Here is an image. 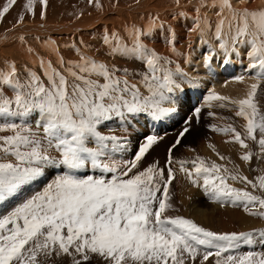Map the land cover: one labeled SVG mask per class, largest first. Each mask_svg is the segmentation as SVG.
Returning a JSON list of instances; mask_svg holds the SVG:
<instances>
[{
    "label": "snow or ice",
    "instance_id": "1",
    "mask_svg": "<svg viewBox=\"0 0 264 264\" xmlns=\"http://www.w3.org/2000/svg\"><path fill=\"white\" fill-rule=\"evenodd\" d=\"M88 2L101 6L99 0ZM17 3L7 0L0 8V20ZM35 3L27 0L23 8L34 13ZM39 3L46 8L48 0ZM202 8L218 9L216 47L227 56L240 55L247 46L246 71L255 72L251 77L255 82L240 99L214 90L208 93L206 102H219L221 108L234 105L235 115L245 122L243 131L231 124L213 126V131L229 134L226 143L239 145L241 161L264 160V7L235 8L233 0H199L189 31L207 43L204 37L211 23L200 15ZM40 15L43 18L44 12ZM24 19L20 14L17 23ZM158 30L169 52L182 55L176 48L175 28L171 24L165 28L158 15H150L144 25H123V35L103 32V55L128 66L88 56L75 43L70 47L78 59L66 61L49 39L44 46L56 57L55 64L28 47L32 67L25 64L18 69L14 62L0 67V207L20 201L0 215V264H264V252L228 254L241 245L264 243V229L217 232L193 219L169 215L175 210L172 165L178 163L188 181L213 202L242 206L248 215L264 219V173L249 179L199 156L190 162L174 161V149L192 130L199 107L167 148L166 168L159 161L143 166L163 137L146 134L132 146V124L175 113L174 94L182 83H193L186 80L179 63L145 42L155 39ZM19 39L24 42L23 36ZM216 54L210 47L202 58L209 73ZM184 63L190 60L185 57ZM234 79L242 83L245 77ZM114 120L124 134L101 131ZM209 148L216 152L214 145ZM188 163L191 168L185 167ZM230 181L244 187H234ZM41 184L40 190L25 195Z\"/></svg>",
    "mask_w": 264,
    "mask_h": 264
},
{
    "label": "bare ground",
    "instance_id": "2",
    "mask_svg": "<svg viewBox=\"0 0 264 264\" xmlns=\"http://www.w3.org/2000/svg\"><path fill=\"white\" fill-rule=\"evenodd\" d=\"M5 1L6 0H0V4H2ZM55 1L58 0H51L47 6H52L53 8L54 5H57V2ZM74 1L75 0H69L68 3L69 8L67 9H72L74 6H77L76 9L78 10L77 13L79 16L85 15L90 12L96 13L94 6L87 7L86 3L88 0H78L79 3H77V5H74L76 4ZM109 1L110 0H99L100 5L102 4L107 11L105 15L101 14L102 19L100 18L95 19L94 17L96 16L87 17L90 20H84L81 21L80 23L77 22L72 25L73 28L76 27L79 29L83 27L92 28L88 32L90 33L89 36H91L92 41H86V43H90L88 44L89 47L85 48L84 46L76 44V46L79 47L82 52H84L88 56H92L98 60H102L105 63L115 62L119 66H128L127 64H125L123 60H116L115 58L107 57L103 55V53L106 51L101 41L103 32L105 31V29L110 31L115 30L123 35V31H122L123 25L125 24L144 25L147 23L150 15L151 16L158 15L160 19L165 23V28H167L168 24H171L175 28L178 36L176 42V48L177 51L180 52L182 55L177 57V56H173L169 52V49L164 40V34L161 33L159 30L155 34V39L146 40L145 42L148 44L149 47L155 48L161 55H168L176 63H179L183 71L187 73L186 80L191 79L193 81V84L184 82L186 88L184 87L185 85L183 83V88L181 87L180 89V91L182 92L180 94V99H178L176 93H175L176 95L174 94L177 111L178 113L179 112L182 113L181 117L175 116V113H173L169 117L163 118L162 120L159 121L154 120V122H159L157 124L153 122L145 123L143 118H141L137 123L138 128L135 127L136 124L134 123L136 122H134L132 126L129 128L130 138L132 140L133 147H135L137 141L142 142L143 136L146 134H156L158 136L163 137V139L158 143V145L155 146L154 149L151 150L150 154L146 157L143 166H147L153 163L154 161H159L160 166L166 168L165 161L167 158V148L172 143L175 142V139L178 136L180 130L184 127L185 119L191 118L193 116L194 109L199 107L201 109L199 117L198 119L193 120L192 130L188 134H186L184 138H182L181 144L178 145L176 149H174L173 159L174 157L183 158L184 156H186L187 158H194L196 154V150H194V147L199 146L200 149L199 151H201L202 155L204 154L208 156V158L210 157L213 160L219 161L220 163H224L225 160L229 164L238 162L242 174L245 176H252V165L250 166L251 163H245L239 159L243 151L242 149H240L239 145L230 143L229 148L223 147L229 138V134L213 131V126L224 127L228 124L233 125L234 127L237 128V130L243 131L242 126L245 122L243 121L242 118L237 117L235 115L234 105L233 106L228 105V107L221 108L219 107V102L213 101L211 102V104L206 102V97L208 93L212 90L226 97H236L237 99H240L243 96H245V94L247 93L249 89V85L255 82L251 79V77L255 74L254 70L251 72L246 71L248 64V58L246 55L247 46H243L240 49V53H241L240 55L229 53L227 56H225V54L216 47L217 41H215L213 37V31L218 19L216 16V11H218V9L202 8L200 10V15L206 16L211 23V30H209L204 37V39L207 40V43H202L198 33L189 31V29H191L194 25V18L197 15L196 7L199 5V0H180L179 4L176 3V0H140L138 3L136 2V0H134L133 2L129 3L128 6L123 8L121 6L120 0H118L116 4L117 6L115 5V2L117 0H112L111 4H108ZM26 3L27 0H19L18 4L14 6V9L12 8L13 10L11 9L12 11L2 21L3 26L1 25L0 30H4L10 28V26H13V24L17 22L18 17L21 13L25 15V19L22 23H17L15 26H22L23 28L18 29L19 30L18 33L12 32L15 29L13 30L11 29L8 35L17 36L19 34L21 36L20 31L26 35L34 32H38L41 35L46 33L55 34L56 30L57 32H60L61 30H66L62 28H47V27L31 28L28 26H23V25H31L34 23H36L37 25L38 22L43 21L40 15L42 11L40 7H42V5L39 3V0H36V3L34 5V13H29L28 16H26L27 15L26 10L23 8V5ZM38 3H39V7H38ZM233 6L235 8L264 7V0H251L249 4L243 3L242 0H233ZM50 9L51 7H48V9H44L45 11L44 17L46 16L50 18L51 16H53L51 15L52 13ZM125 11H128L130 14L128 13L124 14ZM181 12L185 13L186 15L180 16L179 13ZM225 15H227V13H225ZM174 16H176L177 18L173 19ZM49 18L46 22L54 24L53 23L54 21ZM62 19L60 20V23L66 22V19L63 20ZM107 19H109V21ZM41 25H43V23ZM225 30L227 31V29ZM38 33H36V36ZM6 37L3 38L1 37L0 42L8 40L7 42L10 43V39H8L9 36L7 38ZM52 38L57 42L59 41L58 37H52ZM189 43H191V48H189ZM70 46L67 48L64 47L59 48L58 46V48L60 49V54L64 56L66 61L78 59V56L76 55L75 51ZM210 47L215 49L217 53L213 61L212 73H209L208 70L205 69L202 65V58L204 55L208 54ZM185 57H187L190 60V63H184ZM51 60L55 64L56 60L55 59H51ZM225 60H227L228 62L225 63ZM174 66L175 65H172L173 68ZM194 68H196V70H194ZM192 70H194V72ZM202 75H206V77L202 78L203 82L202 81L198 82L197 80L191 77V76L198 77ZM238 75H243L245 77L244 82L239 83L235 81L234 78ZM190 87L195 88L194 91L191 92V95H189L187 91V89H189ZM209 113H213V115H209ZM110 130L114 131L115 134L117 135L124 134L120 123L115 120L106 122V124L101 127V131L106 134L109 133ZM210 144L215 146L216 152L220 153L221 155L225 153L226 155H228V157L225 160H220L219 157L216 155V152H213V150L209 148ZM257 153H259V149L257 150ZM128 156L129 157L131 156V152L128 153ZM260 161L261 159L255 158L253 165H256ZM173 164H174L173 169L175 173L182 175L180 176L181 182L179 181V183H181L182 185L184 183H188V184H184V187L186 185H187L186 187L191 186V189L188 188V190H186V188L185 189L180 188L181 191H184L183 197L192 200L191 204H186L185 215L188 218L193 219L197 223H202V224H204V220H209V219L212 220L218 219L221 222V224L224 223L225 221L230 220V217H236L239 219V221L243 219L242 216L243 214L241 213V211H239V208L232 205L234 209H230L231 207L230 204L228 203H225L223 206H221L220 203L213 202L208 198L207 195L204 194L202 188L194 187L188 181L187 178H186L187 182L183 183L184 178L186 177L185 174L180 171L179 164L177 165L176 163ZM246 164L249 165V169L246 168ZM185 167L191 168L192 165L186 164ZM262 169L264 171V165ZM230 183H232L234 187L239 188L238 182L230 181ZM244 226L246 225L244 224Z\"/></svg>",
    "mask_w": 264,
    "mask_h": 264
},
{
    "label": "rangeland",
    "instance_id": "3",
    "mask_svg": "<svg viewBox=\"0 0 264 264\" xmlns=\"http://www.w3.org/2000/svg\"><path fill=\"white\" fill-rule=\"evenodd\" d=\"M50 1L51 0H48V4H49ZM120 1H121V6L123 8V7L128 6V4L133 2L134 0H120ZM139 1L140 0H136L137 3ZM18 2H19V0H18ZM55 2H57V5H54L53 8H52V6H47L46 8L44 6L40 7L42 9V11L44 12V14H45L44 9H48V7H51L50 11L52 13L51 15H53V16H51V15H49V16H51L52 18L51 17L49 18V17L45 16V17L42 18L43 21L42 22H38L37 25H36V23H34V24H31V25H23V26H28V27H31V28H33V27H36V28H43V27H47V28H62V29H66V30H61L60 32H57V30H56L55 34L54 33H46L45 32L46 34H43L44 36L39 34L38 32H34V33L26 35V34H24V33H22L20 31L21 36L24 37V42L23 43L19 39V37H20L19 34L17 36L16 35H8L10 33L11 29L12 30L15 29L12 32H17L18 33V31H19L18 29H22L23 28L22 26H15L17 24V22L14 23L13 26H10V28L4 29V30H0V38L9 36L8 39H10V43L7 42L8 40L0 42V48L2 47L1 50H0V54H1L0 55V58H1L0 59V67H4L6 62H14L17 65L18 69H22L25 64H28L29 67H32L31 59L29 58V55L27 53V48L28 47L33 48L36 53H39V55L43 56L46 60H48V59H55L56 60V57L54 55H52L51 52L49 50H47L45 48V46H44L45 41H47L49 39L52 40V41H55V47L59 46V48H63V47L67 48L70 45H72L73 43L83 46L80 43L81 41H83L84 44H86V45L90 44V43H86V41H92L91 36H89L90 33H88L92 28L83 27V28L79 29V28H76V27L73 28L72 25L74 23H77V22L80 23L81 21H84V20H90L87 17L96 16V17H94L95 19H99V18L102 19V15L101 14L105 15V13L107 12L105 7L101 4V6L98 8V7L95 6V4H90L87 1V3H86L87 7L94 6L95 10H96V13H91L90 12V13H87L85 15L79 16L78 13H77L78 10L76 9L77 6H74L72 9H67V8H69V5H68L69 0H61V1L58 0V1H55ZM59 2H61V3H59ZM74 2L76 3L74 5H77V3H79L78 0L77 1L75 0ZM117 2H118V0L115 2V5L117 4ZM3 3L4 4L7 3V0L5 2H3ZM3 3L0 4V8H2ZM111 3H112V0H110L108 4H111ZM16 5H14V6H16ZM14 6H13V9H14ZM38 7H39V3H38ZM12 10L10 9L9 13ZM9 13L6 14L5 18L7 17V15ZM125 13L130 14L128 11H125L124 14ZM28 15H29V13H27L26 16H28ZM107 16H109V15H107ZM48 18L52 19L54 21L53 22L54 24L46 22L48 20ZM62 18L66 19V22L60 23V20ZM109 19H107V20L109 21ZM3 20L4 19L0 20V27H1V25L3 26V24H2ZM107 20H105V21H107ZM42 23H43L44 26L41 25ZM48 32H49V30H48ZM36 33H38L37 36H36ZM32 34H34V35H32ZM29 35H31V36H29ZM80 35H81V37H80ZM82 36H83V38H82ZM52 37H58V40L60 42L59 41L57 42L56 40H53ZM35 70L37 72L40 71L38 67ZM194 70H196V68H194ZM194 70H192V71L194 72ZM191 77L199 82V81H202V78L206 77V75H202V76H198V77L191 76ZM184 85H185V83H184ZM184 87L186 88V85ZM182 88H183V83H182ZM194 89H195L194 87H190L189 89H187L189 95H191V92H193ZM181 93L182 92L180 90H178L176 92L177 95L176 94L175 95L178 97V99H180V94ZM229 98L231 100L237 99L236 97H229ZM174 99H175V96H174ZM230 106H233V105H230ZM176 112H175V116L181 117L182 113L181 112L178 113V111H176ZM143 120H144L145 123H147V122H153L155 124L159 123V122H154V120H152L151 118H148L147 120H145V119H143ZM17 122H19V121H17ZM32 123L34 124V121ZM134 124H136L135 127L138 128V124L137 123H134ZM228 140H229V138H228ZM229 144L230 143H226L223 147L229 148ZM220 148H221V146H220ZM194 150H196V154H195L194 158H187L186 156H184L183 158L174 157V161H189L190 162V161L194 160L197 156H199V157L204 158L207 161H215L216 163L219 162V161L213 160L210 157L208 158V156H206L204 154L202 155L201 151H199L200 150L199 146H195ZM252 150L255 153H257L258 147H256L255 145H252ZM223 156L226 157V158L228 157V155H226L225 153L223 154ZM254 160H255V157H254L253 161L250 164V166L252 165V176H247L248 178L250 177L249 179H254L255 177H257V176L261 175L262 173H264V171L262 169V167L264 165L262 163H264V160H261L260 162H258L259 164L257 163L256 165H253ZM177 164L178 163H176V165ZM188 164H191V163H188ZM218 164H221V165H224V166L228 167L230 171L238 170L240 173H242V171H241V169H240V167L238 165V162H234V163H230L229 164L225 160L224 163H220L219 162ZM173 166H174V164L172 165V167ZM246 168L249 169V165L248 164H246ZM180 176H182V175H179L178 173H175V179L173 180L172 185L170 186V193H171V196H172V204H173V208L175 210L169 212V215H181V216H184V217L188 218L185 215L186 204H191L192 200L191 199H186L185 197H183L184 196L183 195L184 191H181L180 188H182V189L186 188V190H188V188L191 189V186L186 187L187 186L186 185L184 187V184H188V183H184V182H187L186 181V177L184 178V181H183L184 184L183 185L181 183H179ZM237 182L239 183V188L244 187V185L241 182H239V181H237ZM42 186H43L42 184L33 186L32 188L28 189V191H27V193L25 195L27 196V195L32 194L35 191L40 190V188H42ZM249 190H251V189L249 188ZM257 194H260V193H257ZM19 202L20 201L17 200V201H14L12 204H7V205H4L3 207H0V215L6 214L7 211H10L11 208L14 207L16 203H19ZM227 207H228V205H227ZM230 207H231L230 209H234L231 204H230ZM235 207L239 208V211H241V213L243 214L242 215L243 219H241V221H239V219L236 218V217H230V220L225 221L222 224H221V222L218 219H216V220H212V219L204 220V224H202V223H198V224H200V225H202L204 227H207V228H209L211 230L217 231V232H231V231L239 232V231H251L253 229H256V230L264 229V219H261V218L256 217V216L253 217V216L248 215L244 211L242 206H235ZM206 222L209 223V224H207ZM241 222H242L243 225L241 224ZM244 224L246 226H244ZM257 239H259V237H257ZM247 251L264 252V243H259V244H255V245H252V246L241 245L239 248L233 250L232 252H230L228 254L242 255V254H244ZM213 264H214V261H213Z\"/></svg>",
    "mask_w": 264,
    "mask_h": 264
}]
</instances>
